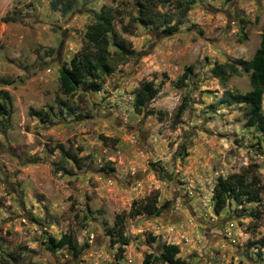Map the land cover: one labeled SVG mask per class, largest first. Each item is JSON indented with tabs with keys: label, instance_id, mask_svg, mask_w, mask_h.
<instances>
[{
	"label": "rangeland",
	"instance_id": "obj_1",
	"mask_svg": "<svg viewBox=\"0 0 264 264\" xmlns=\"http://www.w3.org/2000/svg\"><path fill=\"white\" fill-rule=\"evenodd\" d=\"M50 1L0 0V264H142L161 243L176 245L182 264H264V193L259 204L229 200L217 213L210 201L217 176L256 169L264 183V137L245 125L240 105L220 102L223 90L249 89L247 73L221 84L211 72L252 56L264 0H184V14L175 0H147L146 25L136 20L137 0H65L64 12ZM101 6L112 17L108 39L124 53L109 42L112 70L101 89L64 96L58 68L82 46ZM162 19L180 23L163 33ZM161 79L136 114L139 84ZM28 109L44 111L45 121ZM151 194L156 205L167 202L158 214L127 215L131 200ZM122 213L128 243L116 259L106 231ZM64 233L76 253L46 249L47 236Z\"/></svg>",
	"mask_w": 264,
	"mask_h": 264
},
{
	"label": "trees",
	"instance_id": "obj_2",
	"mask_svg": "<svg viewBox=\"0 0 264 264\" xmlns=\"http://www.w3.org/2000/svg\"><path fill=\"white\" fill-rule=\"evenodd\" d=\"M164 2L165 0H156ZM229 1V0H224ZM190 2V1H189ZM138 14L136 20L142 25L153 23L151 14L148 11L147 0H137ZM190 3H185L184 0H175L174 6L177 11L184 14L188 10ZM49 6L52 10H60L61 12L69 9L70 4L65 0H51ZM59 6V7H58ZM11 17L8 19L6 15L1 17V20H14ZM179 21L169 25L168 19L159 21L161 32L171 33L177 29ZM112 17L108 8L101 6L99 13L95 20L89 23L82 36L84 42L82 46L73 53L67 61L60 64L58 68V89L64 96L72 94L76 88L80 87L90 91H98L104 82V77L111 72V66L107 63V59L111 54L108 50V44L116 48L117 53L122 55L124 53L123 43L119 40L109 41L108 34L112 33ZM215 66V67H214ZM211 72L221 84L231 76L238 75L240 72L247 73L249 89L246 92L240 93L237 91L223 90L220 102L227 105H240L245 115V125L253 127V129L264 137V113L261 110V96L264 92V27L259 34L258 47L254 50L249 59H236L235 61H226L221 64L214 65ZM217 67V69H215ZM191 72V67L183 68V71L178 77V83L183 84ZM163 79L159 80L156 85L150 81H144L139 84L135 90L134 99L132 101V109L136 114L143 112L144 106L151 100L159 91L163 84ZM4 98L6 93H3ZM67 106L66 102H62ZM68 107V112H70ZM6 114L4 112V104L0 103V115ZM28 114L36 116L40 121L44 122L46 113L42 110L28 109ZM103 144L108 140L115 143V139L99 135ZM60 154L67 159L76 162L73 155H69L62 144H57ZM264 193V183L261 182L256 169L252 172L239 171L228 174L227 176H217L211 188V207L214 213L221 211L229 200L234 202L256 203L262 202L261 195ZM167 202L156 205V195L151 194L142 202L133 199L130 202V207L127 212L129 216L139 214L156 215L158 214ZM257 217V213L252 215ZM125 214H116L113 219V224L107 229L106 233L111 238L113 243L117 244V251L115 258H120L124 246L128 243V239L123 235L122 224ZM46 249L54 252L62 247H67L76 253L75 244L71 235L64 233L58 238L47 236ZM261 246H264V238L258 241ZM178 248L174 244L161 243L160 252L157 256L146 254L143 256L142 264H152L151 258L161 264H182L179 257H176Z\"/></svg>",
	"mask_w": 264,
	"mask_h": 264
}]
</instances>
